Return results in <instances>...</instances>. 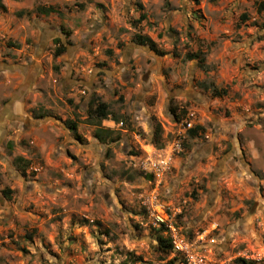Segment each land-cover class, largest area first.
<instances>
[{"label":"clouds","instance_id":"clouds-1","mask_svg":"<svg viewBox=\"0 0 264 264\" xmlns=\"http://www.w3.org/2000/svg\"><path fill=\"white\" fill-rule=\"evenodd\" d=\"M261 52L264 0H0V264H264Z\"/></svg>","mask_w":264,"mask_h":264},{"label":"rangeland","instance_id":"rangeland-1","mask_svg":"<svg viewBox=\"0 0 264 264\" xmlns=\"http://www.w3.org/2000/svg\"><path fill=\"white\" fill-rule=\"evenodd\" d=\"M155 38H156V39H159V37H155ZM260 55H261L262 57H264V52H261ZM226 75H227L230 79H235V77L231 76V73H230V72L226 73ZM173 123H175V122L173 121ZM194 126H195V125H194ZM139 139L142 141L143 138H139ZM143 146H144L145 149H147V150H151L152 147H153V145H151V144H144ZM65 159L68 160L69 162H72V157H71V156L66 155V156H65ZM49 160H50L52 163H54V164L58 163V161H55V160L52 159L51 154L49 155ZM65 171H68V170L66 169ZM252 247L255 248V244H253ZM206 259H207V264H217V260H216V258L213 257V255H212V251H211V250H210L209 253L206 255ZM237 259H238V258H236L235 260H233V261L231 262V264H238V263H236V260H237ZM219 264H224V262H223V261H219Z\"/></svg>","mask_w":264,"mask_h":264},{"label":"trees","instance_id":"trees-1","mask_svg":"<svg viewBox=\"0 0 264 264\" xmlns=\"http://www.w3.org/2000/svg\"><path fill=\"white\" fill-rule=\"evenodd\" d=\"M161 229L163 231H166V229H164V227H161ZM160 239H161V244L163 246V250L164 251H170L171 250V248H170L171 241L170 240L169 241H164L163 236H161ZM238 260H239V258L236 260V263H238Z\"/></svg>","mask_w":264,"mask_h":264},{"label":"built area","instance_id":"built-area-1","mask_svg":"<svg viewBox=\"0 0 264 264\" xmlns=\"http://www.w3.org/2000/svg\"><path fill=\"white\" fill-rule=\"evenodd\" d=\"M161 227H164L163 225H161ZM167 231V230H166ZM187 251V254L189 256H192V253H191V250H186ZM193 264H203L202 261H196L195 259L193 260Z\"/></svg>","mask_w":264,"mask_h":264}]
</instances>
